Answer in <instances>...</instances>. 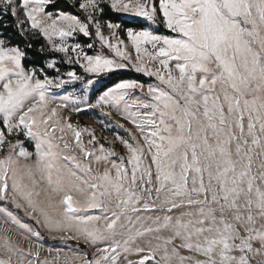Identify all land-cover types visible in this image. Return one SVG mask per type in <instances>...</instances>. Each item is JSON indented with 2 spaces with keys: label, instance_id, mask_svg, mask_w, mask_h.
Wrapping results in <instances>:
<instances>
[{
  "label": "snow or ice",
  "instance_id": "obj_1",
  "mask_svg": "<svg viewBox=\"0 0 264 264\" xmlns=\"http://www.w3.org/2000/svg\"><path fill=\"white\" fill-rule=\"evenodd\" d=\"M0 264H264V0H0Z\"/></svg>",
  "mask_w": 264,
  "mask_h": 264
},
{
  "label": "rangeland",
  "instance_id": "obj_2",
  "mask_svg": "<svg viewBox=\"0 0 264 264\" xmlns=\"http://www.w3.org/2000/svg\"><path fill=\"white\" fill-rule=\"evenodd\" d=\"M147 26L148 24L146 23L145 27ZM160 29L164 31L163 28H160ZM145 84H148V83H145ZM65 94L66 93H58L57 95H65ZM90 102L92 103L95 102V96L90 97ZM53 106H55V104ZM80 107L83 108V105H80ZM111 111H112V115L110 117L105 116L103 113L100 112L99 109H96V108L83 110L80 112L79 115H77L75 113H71V106H70L68 110L62 111V116L67 117L71 115V122L73 123L74 127L82 128V127L87 126L90 129H93L95 131V134L98 140L101 143H105L103 138L107 137L108 142H111L116 147L117 152H122L123 146L119 144V141L115 140V133H119L121 136H124L125 138H127V133L125 132L124 128H119L116 122L119 121L120 123L124 124L125 128H131L132 125L129 124L127 121H125L118 111L114 109H111ZM133 131H135V129H133ZM82 138L86 143L88 139V135L85 133L82 135ZM69 139L70 140L74 139L70 133H69ZM26 146L29 147V150H32V146L30 144H27V142H26ZM105 146L108 147L110 145L109 143H105ZM8 207L10 210L14 212L17 211L14 208H12L11 205H8ZM18 214L21 216L22 219H24L25 222L31 223V221H29L27 217H24L22 212H19ZM42 233L45 234L49 238V234L46 231L42 230ZM10 235H12L14 238H18V233L16 232L15 229L10 233ZM52 235L58 236L60 234L54 233ZM56 240H59V239H56ZM59 241H61V243H51V244L44 243L45 250L42 251V255H47L46 249L48 247H51L54 249L62 248L64 251L77 250V243L75 241H72V240H59ZM71 242H74V243H71ZM80 246H83L84 248V245L82 243L80 244ZM80 250H85V249L80 248Z\"/></svg>",
  "mask_w": 264,
  "mask_h": 264
},
{
  "label": "trees",
  "instance_id": "obj_3",
  "mask_svg": "<svg viewBox=\"0 0 264 264\" xmlns=\"http://www.w3.org/2000/svg\"><path fill=\"white\" fill-rule=\"evenodd\" d=\"M127 23H128V26H133V27H141V26L145 27L146 26V23L137 24L131 20H129ZM159 31H163V30L159 29ZM118 79H137L143 83H150L153 81L152 78L144 76L143 74H140V73H136L133 70L123 71L120 76L113 78V80L111 82H116ZM43 235H44V243L45 244L61 243V241H59V240H52V239L48 238L45 234H43ZM71 243H74V242H71ZM80 248L84 249L83 246H80Z\"/></svg>",
  "mask_w": 264,
  "mask_h": 264
}]
</instances>
